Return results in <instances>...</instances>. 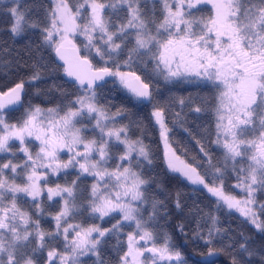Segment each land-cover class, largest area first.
Masks as SVG:
<instances>
[{"label": "snow or ice", "instance_id": "6c2138e0", "mask_svg": "<svg viewBox=\"0 0 264 264\" xmlns=\"http://www.w3.org/2000/svg\"><path fill=\"white\" fill-rule=\"evenodd\" d=\"M0 22L13 39L37 33L0 42V264H113L112 239L114 264H264V0H0ZM109 78L151 105L163 172L149 124L101 102ZM181 83L208 91L157 99Z\"/></svg>", "mask_w": 264, "mask_h": 264}, {"label": "trees", "instance_id": "16d2710c", "mask_svg": "<svg viewBox=\"0 0 264 264\" xmlns=\"http://www.w3.org/2000/svg\"><path fill=\"white\" fill-rule=\"evenodd\" d=\"M25 3L28 5H39L41 3L43 4H47V0H25ZM33 17L35 18L37 16V10H34L32 13ZM40 15H42V13H40ZM6 28V25L2 22H0V42H7V46L9 48H13V49H20L24 46L25 43L28 42L29 39L31 40H35L37 33L35 32H28L26 33L23 37H16L15 39H13V37L10 36V34L6 31H3V29ZM77 43H80V39L77 40ZM13 56L16 55L15 52L12 53ZM47 55V53H46ZM54 57V56H53ZM53 78L55 79V82L57 84L63 85L65 88H68L69 90H71V85L67 83V81H65L62 78V74L61 73H55L53 74ZM0 82H3V77L0 76ZM53 82L52 79H48L45 84L43 85H37L38 87H44L47 86L48 84H51ZM99 92L102 93V99L101 102L104 103L105 99L108 101H111V104L113 105L112 107V111H115L116 107L121 106L122 104L126 105L129 109L132 110L133 113H135V116L133 118L136 119H144L146 124H149V133H148V137L145 139V143L150 144L152 146V150L154 153L157 154V158H156V171H160L163 172L164 169V164H163V160H162V155H163V146H162V141L159 140V134H158V130H152L151 125L149 123L148 117H149V113L151 111V105H136V103L134 101H131V98L129 97V94L123 90L122 88L119 87V85L113 86V82L112 79L108 80V83L104 86L103 89H98ZM208 90L204 89V88H197L196 86L192 85V84H176V85H167V86H163L161 87V92L160 94L157 96L158 100L164 101L165 99H167L171 94H175L176 96H188L190 93L195 95L196 93H201L202 95L204 93H206ZM40 100H34V103H40ZM47 106V105H45ZM176 111H179L180 109L177 107L175 109ZM20 111H16L15 113H12L13 116H18L20 114ZM187 108L185 109V112L187 113ZM169 119L171 120V117H169ZM188 120L191 121H195L196 124H200L201 126L206 125L210 120L211 117L210 116H200L199 119L195 116L192 115L191 113L188 114ZM124 122H127L126 120ZM193 127H195V125H192ZM169 127L173 128V125L171 123H169ZM173 135L177 140H180L181 143L187 147L188 149V155L186 157H184L185 159H187L189 162H192V157H196L197 160L202 158V155L199 153V146L195 143L194 140H192L190 137H188L182 129H180L178 126L173 128ZM199 138V137H198ZM212 139H214V135L211 137ZM204 139V143L206 144V146L211 150L213 156H219L220 153L216 150V148L210 144H208V137H203ZM175 146V145H174ZM171 175V174H170ZM235 181L231 180L229 181V183L233 184ZM187 182H185L184 184H178L176 180L174 179H168L167 180V187H169L173 192L175 191V189L177 187H179L180 189L183 190L184 193H186L185 199L188 200L189 204H191L193 199H196L197 202L199 203L201 200H203L205 203L208 202L207 199V194H206V190L204 193L201 192H196L194 195L192 193V188L190 186H185ZM163 198V197H161ZM257 198L259 200H264V194H259ZM171 207V205H169ZM176 219H180L179 216L176 217ZM232 220H234L236 223H239L240 220L238 219V214H236L235 216L231 217ZM105 227L109 226L108 224L104 225ZM169 231H172L171 228H169ZM173 236L175 239V242L178 246L183 244L184 238L178 233V231H174L173 232ZM115 239H112L108 242L109 247L105 250L104 255L105 258L108 260L113 261L114 264V260H115V253L113 251H111L110 246L115 244ZM183 251H185V253H190L191 248L190 246L188 248H184ZM228 262V258L225 256H221L219 258V260L217 261V264H227ZM87 264H93V261L91 259H89L87 261Z\"/></svg>", "mask_w": 264, "mask_h": 264}, {"label": "water", "instance_id": "95a60500", "mask_svg": "<svg viewBox=\"0 0 264 264\" xmlns=\"http://www.w3.org/2000/svg\"><path fill=\"white\" fill-rule=\"evenodd\" d=\"M53 56H54V54H53ZM60 63H62V62H60ZM61 74H62V73H61ZM62 78H63L65 81H67V79H68V78L64 77L63 74H62ZM109 79H110V78H109ZM109 79H108V80H109Z\"/></svg>", "mask_w": 264, "mask_h": 264}, {"label": "rangeland", "instance_id": "374dc122", "mask_svg": "<svg viewBox=\"0 0 264 264\" xmlns=\"http://www.w3.org/2000/svg\"><path fill=\"white\" fill-rule=\"evenodd\" d=\"M162 146H163V143H162ZM234 183H235V182H234ZM234 183H233V184H234Z\"/></svg>", "mask_w": 264, "mask_h": 264}]
</instances>
